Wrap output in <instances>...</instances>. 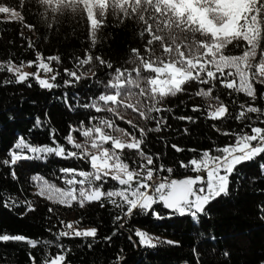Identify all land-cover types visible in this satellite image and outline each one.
<instances>
[{"label": "trees", "instance_id": "obj_1", "mask_svg": "<svg viewBox=\"0 0 264 264\" xmlns=\"http://www.w3.org/2000/svg\"><path fill=\"white\" fill-rule=\"evenodd\" d=\"M112 2L113 0H109L110 4ZM119 3L123 5L124 11L117 9L107 13L103 26L97 32V40L93 47L90 42V22L83 16L53 13L51 9L46 11L47 6H38L37 0H24L22 6L21 0H0L1 8L8 5L10 7L7 9H12L20 15V19H9L0 14V65L11 61L15 66H20L22 61L25 62L24 65L32 61L35 70L38 68L35 66L39 62L38 57H42L54 71L41 78L50 80L52 75L59 73L55 81L50 80L58 85L51 90L41 88L31 76L25 83H0V234L6 230L7 234H22L34 240L53 242L48 246L38 244L35 248L26 242H0V264H33L29 253L35 258V264H46L49 256L54 257L61 251L65 254V261L62 264H264V219H261V216H264V212L261 211V208H264V174L259 167L260 163L264 162V154L237 166L241 175L237 177L234 174L230 177L231 195L213 201L209 205L210 217L201 216L199 225H194L188 215L170 216V212L162 204L153 207L164 217L163 219H155L151 212L148 214L137 212L130 218L116 221L114 217L123 216V212L103 198L100 202L86 203L81 208L75 201L71 206H67L54 203L47 195H37L40 187L47 186L44 181L58 188L70 187L64 183L63 177L66 174L61 173L60 169L91 171L90 162L85 160L64 159L49 154L47 159L22 160L11 167L3 164L5 159L10 161L9 152L14 150L15 143L21 137L32 146L54 147L52 143L54 135L55 140L63 145L66 151L79 152L80 150L74 149L65 138L69 135L70 126L77 128L81 121L84 122L85 128L98 124V120L89 123L92 116L112 120L116 126L127 132L134 131L126 122L131 120L138 126L135 130L137 137L140 135L138 128L156 127L155 121H144L139 112L131 108L121 107L118 109L119 115H114L108 111L96 112L93 108L80 107L81 104L91 103L92 99L103 93L104 85L109 80L115 82L114 70L117 67L122 71L128 69L124 77L137 79L136 73L131 71L134 67L131 63L133 58L131 49H139L141 55H145V41L149 37L140 35L144 22L138 21L136 14L132 12L135 0L127 2L119 0ZM145 7L148 11L143 13L144 18L150 24L160 23L161 28H164L162 23L164 17L153 13L150 6ZM125 12L131 13V16L125 15ZM150 13L156 17L154 21L149 18ZM25 25L33 27L30 29ZM90 47L93 57L101 56L110 62L113 68L108 69L93 62L77 69L76 58L84 57ZM154 48L155 54L161 55L162 49L158 42H154ZM229 50L232 54H241L239 49H232L231 46ZM53 56H58L59 60L48 59ZM256 59H259V52ZM89 68L95 71V76L88 71ZM64 69L76 70L78 74L84 73V76L77 83L74 78L67 77ZM227 71L225 69V73ZM143 75L148 76L149 73L145 71ZM14 79V73L0 71V82ZM65 79H72L73 85H65ZM29 83L31 87L28 86ZM236 83L239 85L238 77ZM125 86L131 88L134 93H139V88L134 85ZM185 87V92L174 97L168 96L161 105H158L172 109L171 112L159 113L160 116L167 118V125L170 127L166 126L158 133L149 132L141 146L148 154H160L159 160L153 155L154 167L159 168L162 163L165 168L173 169L171 174L162 171L157 176L154 173L153 179L165 176L170 179L195 176L197 173L192 172L190 167L187 169L181 167V162L188 164L190 159L198 158L203 151L234 144L235 135L232 134L242 129L251 134L250 129L244 127L245 124L254 123V126L264 128V123H261L264 116L257 120L258 113H248L251 121L245 120L243 123L234 118L240 104H252L264 111V84L253 81L257 98L252 101L243 92H234L222 87L218 81L215 82L212 96L219 97L232 113L231 118L223 120L207 118L210 110L208 105H215L216 101L192 95L200 87H212L211 84L204 86L190 82ZM65 95L69 104L74 105L73 110H69L63 102ZM136 99V96H132L125 102L135 104ZM194 105L199 106L200 110L193 112ZM152 115L155 116L157 113ZM178 116H193L196 122L176 119ZM37 118L44 122L43 126H35ZM185 128L188 129L187 134L184 133ZM106 131L114 136L121 135L112 129ZM225 132L230 135H224ZM71 134L76 143L84 144L87 140L78 131ZM172 144H176L183 151L177 152L171 147ZM105 147H110V144ZM23 154L32 155L27 149ZM123 158L130 169L137 167L133 164V160H139L136 150L125 149ZM13 169L16 173L15 179L11 175ZM199 174L206 176L205 172ZM33 176L40 179L34 181ZM116 186L117 182L109 177L103 190H113ZM76 187L79 188V185ZM9 197L16 201H31L35 210L21 215L25 213V206L22 205L9 211L3 207V200ZM101 202L104 204L103 207L100 206ZM49 208L52 209L51 212ZM77 221L79 223H76ZM68 223H73L75 228L80 229L96 227L97 236L96 238L65 236L57 240V233L70 231L66 228ZM121 224L123 227H120ZM137 228L153 238L158 237L161 241L171 240L179 243L159 244L156 248L145 249L139 246V238L134 235ZM113 232H116V235L113 236ZM109 236L112 237L110 241L105 239ZM57 244L63 245V250L58 249ZM89 244L92 245L91 248ZM225 252L228 253L227 256L224 255ZM118 257L123 259L118 260Z\"/></svg>", "mask_w": 264, "mask_h": 264}, {"label": "snow or ice", "instance_id": "obj_2", "mask_svg": "<svg viewBox=\"0 0 264 264\" xmlns=\"http://www.w3.org/2000/svg\"><path fill=\"white\" fill-rule=\"evenodd\" d=\"M23 3L24 0H21V6ZM37 3L38 6H47L45 10L51 9L53 13L83 16L86 21L90 22V42L93 47L97 40V32L103 26L107 13L117 9L124 11L119 0H113L111 4L109 0H37ZM145 5L150 6L156 15L164 17L162 21L164 28H161L160 23L150 24L144 18L143 13L148 11ZM9 7L5 5V10L0 11V14L8 15L7 8ZM132 12L136 14L138 21L144 22V27L140 32L141 37L145 35L149 37L145 41V55H141L139 49H131L133 53L131 63L134 65L131 71L136 73L137 79L132 80L124 77V73L128 72V69L125 68L122 71L117 67L114 70L116 73L115 82L109 80L104 85L103 93L92 99L91 103L81 104L80 107L93 108L96 112L108 111L114 115H119L118 109L121 107L131 108L133 111H138L144 121H155L156 127L138 128L140 135L137 137L135 130L138 126L131 120L126 122L132 126L134 131L127 132L116 126L112 120L92 116L89 118V123L98 120V124H92L91 127L85 128L84 122L81 121L77 128L70 126L69 135L65 138L74 149L80 150L79 152L66 151L64 146L55 140L54 135L52 139L54 147L32 146L30 142H26L21 137L15 143L14 150L9 152L10 161L5 159L3 164L11 167L22 160L47 159L49 154H55L64 159L85 160L90 162L91 171L75 168L60 169L61 173L66 174L63 177L64 183L70 187L67 189L58 188L55 185H48L47 181H44L43 183L47 186L40 187L37 195H47V198L54 203L67 206H71L75 201L81 208L86 203L100 202L103 198L123 212V216L114 217L116 221L130 218L137 212L141 214L151 212L155 219H163L164 217L153 207L156 204H162L165 209L170 210V216L172 214L188 215L192 218L194 225H199L201 216L210 217L209 205L213 201L231 195L232 181L230 177L234 174L237 177L241 175L237 166L253 161L264 154V128L254 126V123L245 124L244 127L249 128L251 134L242 129L240 132L232 134L235 135L234 144L203 151L198 158L190 159L188 164L181 162V167L186 169L190 167L192 172L197 173L195 176H186L181 179H170L165 176L153 180L154 173L157 176L162 171L171 174L173 169L165 168L162 163L159 168L154 167L153 155L159 160L160 154H148L141 146L149 132L158 133L168 126L167 118L160 116L159 113L171 112L172 109L158 105H161L168 96L174 97L178 93L185 92V86L190 82H197L204 86L212 85L207 88L200 87L198 91L192 93V95L216 101L215 105H208L210 110L207 113V118L212 120L232 117L229 107L220 101L219 97L212 96L217 81L226 89L243 92L252 101L256 100L257 92L253 87V81L264 84V0H155V3L153 0H135ZM125 15L131 16V13L125 12ZM149 18L154 21L156 17L150 13ZM25 26L30 29L33 27ZM154 42H158L162 49L159 56L155 54ZM29 46H32L31 43ZM230 46L232 49H239L241 54H232L229 50ZM91 51L90 47L86 50L84 57L76 58L77 69L93 62L108 69L113 68V65L101 56L93 57ZM258 52L259 59L257 60ZM48 59L58 61L59 57L53 56ZM38 60L39 63L35 66L39 70L44 73L54 71L50 64L44 61V58L38 57ZM252 61L256 62L252 63ZM24 63L22 61L20 66H15L9 61L0 65V71L6 70L9 73H14L15 76L14 80L0 83H25L31 76L43 89L51 90L58 86L50 82V80H56L58 72L52 75L50 80L43 79L38 73L22 72L21 67ZM27 64L30 67L34 66L32 61ZM225 69L228 70L226 73ZM88 71L93 76L96 75L91 68ZM145 71L149 73L148 76L143 75ZM64 72L67 77L74 78L77 83L84 76V73L78 74L76 70L64 69ZM237 77L239 85L236 83ZM64 84L72 86L73 80L65 79ZM126 84L139 88V93H134L131 88L125 86ZM28 86L31 87V83ZM132 96L137 97L136 103H126L125 101ZM63 102L69 107V110L74 109V105L69 104L66 95ZM98 102H102V104ZM199 110V106L192 107L193 112ZM152 113H157V115L154 116ZM248 113H258L257 120H260V116H264V111L258 107L252 104H240L239 111L236 112L234 118L241 123L245 120L251 121ZM176 119L196 122V118L193 116H178ZM43 123L37 118L35 126L41 127ZM261 123H264V120ZM106 129H112L113 132H118L121 135L114 136ZM73 131L80 132L87 138L86 142L84 144L74 142L71 134ZM187 132L188 129L185 128L184 133L187 134ZM223 134L230 135L227 132ZM124 137L128 139H124ZM108 144L110 147H105ZM171 147L177 152L183 151L176 144H172ZM25 149L32 155L23 154ZM125 149L136 150L139 160H133V164H136L137 167L130 169L129 164L125 162L123 158ZM189 151L195 152L196 150L189 149ZM213 152L216 154H212ZM259 167L264 174V162H261ZM201 172H205L206 176L200 175ZM11 175L14 179L16 178L14 169ZM109 177L112 181L117 182V186L113 190L104 191V184L107 183ZM32 179L36 181L40 177L33 176ZM76 185H79V188ZM22 205L25 206V213L21 215L35 210L31 201H16L12 197L3 200V207L9 211ZM100 206H104L103 202ZM51 211L52 209L49 208V212ZM261 211L264 212V208H261ZM261 219H264V216H261ZM61 223L63 224L64 221ZM120 227H123V224ZM66 228L70 231L57 233V240L65 236L83 238H96L97 236L96 227L80 229L75 228L73 223H68ZM112 235H116V232H113ZM134 235L139 238V246L145 249L156 248L159 244L178 245L179 243L171 240L161 241L158 237L153 238L138 228L134 230ZM111 238V236L105 237L109 241ZM129 240H132L131 235ZM9 241L26 242L33 248L38 244L48 246L53 243L47 240H34L22 234H7L4 230L0 234V242ZM88 246L92 247L91 244ZM134 246H136L135 243ZM57 248L63 250V245L57 244ZM224 255L227 256L228 253L225 252ZM29 257L35 264V258L31 257V253H29ZM122 259L123 257H118V260ZM63 261H65V254L61 251L57 252L54 257L49 256L46 264H62Z\"/></svg>", "mask_w": 264, "mask_h": 264}, {"label": "rangeland", "instance_id": "obj_3", "mask_svg": "<svg viewBox=\"0 0 264 264\" xmlns=\"http://www.w3.org/2000/svg\"><path fill=\"white\" fill-rule=\"evenodd\" d=\"M4 10H5V8H1L0 7V11H4ZM7 12H8V15L7 14H3L6 18H9V19H20V15L16 11H14L12 9H7ZM36 69L38 71H36ZM36 69L34 70L33 66L30 67V66H28V64H25V65H23L21 67V71L24 72V73H29V74L38 73L40 75V77L48 75V73H44L43 71L39 70L38 68H36ZM153 180H157V179H153Z\"/></svg>", "mask_w": 264, "mask_h": 264}, {"label": "water", "instance_id": "obj_4", "mask_svg": "<svg viewBox=\"0 0 264 264\" xmlns=\"http://www.w3.org/2000/svg\"><path fill=\"white\" fill-rule=\"evenodd\" d=\"M168 212H170V210L166 209Z\"/></svg>", "mask_w": 264, "mask_h": 264}]
</instances>
